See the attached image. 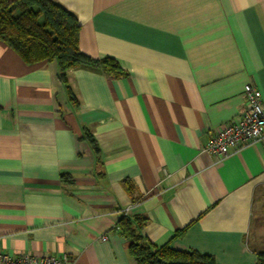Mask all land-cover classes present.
<instances>
[{"label":"crops","instance_id":"0c3cea01","mask_svg":"<svg viewBox=\"0 0 264 264\" xmlns=\"http://www.w3.org/2000/svg\"><path fill=\"white\" fill-rule=\"evenodd\" d=\"M54 1L79 18L81 50L125 73L72 68L75 102L56 59L29 64L0 40L2 249L136 264L126 212L155 245L256 264L264 136L221 160L205 147L248 83L264 98V0Z\"/></svg>","mask_w":264,"mask_h":264},{"label":"trees","instance_id":"16d2710c","mask_svg":"<svg viewBox=\"0 0 264 264\" xmlns=\"http://www.w3.org/2000/svg\"><path fill=\"white\" fill-rule=\"evenodd\" d=\"M81 23L77 15L54 0H0V40L17 51L29 64L56 59L59 76L73 101L76 96L68 81V72L82 64L101 66L107 73H125L112 57L94 58L79 44ZM90 141L98 150L95 139ZM133 191V185L127 182ZM146 217L125 212L118 227L129 239V251L136 264H218L214 255L198 250H183L170 244L152 243L144 234ZM178 231L177 234H180ZM256 264H264V250L257 251Z\"/></svg>","mask_w":264,"mask_h":264},{"label":"built area","instance_id":"2783aa9c","mask_svg":"<svg viewBox=\"0 0 264 264\" xmlns=\"http://www.w3.org/2000/svg\"><path fill=\"white\" fill-rule=\"evenodd\" d=\"M246 103L236 117L218 129L205 151L218 160L227 157L232 150L254 142L264 136V98L258 87L251 83L245 86ZM106 238V237H103ZM0 264H74L67 254H36L26 252L15 255L4 251L0 241Z\"/></svg>","mask_w":264,"mask_h":264},{"label":"rangeland","instance_id":"374dc122","mask_svg":"<svg viewBox=\"0 0 264 264\" xmlns=\"http://www.w3.org/2000/svg\"><path fill=\"white\" fill-rule=\"evenodd\" d=\"M255 221L247 235V239L250 245L256 247L259 250H264V226H260V220L264 225V210L259 202L255 206ZM259 222V223H258Z\"/></svg>","mask_w":264,"mask_h":264}]
</instances>
